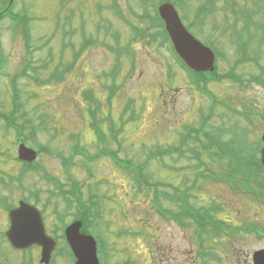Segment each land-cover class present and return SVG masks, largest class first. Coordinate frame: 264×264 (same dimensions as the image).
Listing matches in <instances>:
<instances>
[{
  "label": "rangeland",
  "instance_id": "obj_1",
  "mask_svg": "<svg viewBox=\"0 0 264 264\" xmlns=\"http://www.w3.org/2000/svg\"><path fill=\"white\" fill-rule=\"evenodd\" d=\"M208 1L175 5L185 25L218 57L219 78L209 79L210 93L191 81L197 78L168 45L134 38L131 25L142 26L138 0L12 1V12L27 22L30 41L21 23L0 21V116L12 113L17 96V124L27 117L32 123L18 134L0 119L2 264L26 261L2 237L9 210L24 199L37 203L49 224L60 214L70 221L74 210L95 220L91 233L108 242L101 247V264H253L254 251L264 248L255 231L264 229V204L225 181L199 175L222 173L218 156L202 150L201 144H209L204 136L187 141L181 155H158L161 148L179 145L185 129L199 127L204 117L205 131L222 142L236 137L241 144L243 134L256 148L264 132V86L257 81H264V0ZM202 8L213 10L202 14ZM240 46L250 60L240 62ZM71 64L61 80L37 82L56 79L51 75ZM20 140L39 152L31 167L18 161ZM191 148L202 150L201 160ZM80 150L100 156L90 161ZM108 151L132 162L128 167L135 173L145 163L144 182L153 187L104 156ZM166 183L172 189L161 185ZM155 184L191 210L192 227L180 229L166 220L173 204L163 197L157 209ZM54 260L69 264L57 253ZM39 263L36 256L31 260Z\"/></svg>",
  "mask_w": 264,
  "mask_h": 264
},
{
  "label": "trees",
  "instance_id": "obj_2",
  "mask_svg": "<svg viewBox=\"0 0 264 264\" xmlns=\"http://www.w3.org/2000/svg\"><path fill=\"white\" fill-rule=\"evenodd\" d=\"M169 1H173V0H169ZM213 1H215V0H213ZM138 2H140V4H142V8H143L142 14H137L138 18L142 22V26L141 27H134L133 25L130 24L134 30V38L142 37L145 39L146 38L150 39L151 41L159 40L161 44H167L169 42V38H168V35L166 34V31L164 29V23L161 20V18L159 17L157 10H156L159 1L158 0H138ZM176 2L182 3V0H176ZM150 6H152V8L154 10L153 13H151L149 10ZM208 9L210 11L213 10V8H208ZM208 9H206V10H208ZM12 10H13L12 4H10V0H7L5 7L0 8V21L3 18L9 17V18H12L15 22L21 23V25L23 27V32H24L25 37L29 43L30 39H29L28 27L26 24L27 22L20 19L23 17L18 15V14L17 15L14 14L12 12ZM206 10H204V8H202V11H200V13H202V14L208 13V12H205ZM84 45H85V43H84ZM169 46H171L170 42H169ZM239 49L241 52H242V50L244 51L243 46H240ZM0 50L3 51L1 44H0ZM80 51H82V49H80ZM239 60H240V62H246V61L250 60V58L247 57V55L244 51L243 57H241ZM178 61H179V64L184 69L189 71L190 74L192 73V75L197 78L196 81H194L193 79H191V81L193 83H195L199 87V89H201L202 91H204L206 93H210L207 90V83L209 82V79L211 78V76H213V78H216V77L219 78L218 74L216 73L218 70V66H216V69L214 72H199L198 73V72H194V71L190 70L185 65V63H183L179 58H178ZM72 66L73 65L71 64V66H69L64 71V73L61 71H55L51 75V77L56 78V79H48L47 78L46 80H41V81L37 79V82L38 83H47V82H51L54 80L59 81L64 77V74L67 71H69ZM200 77H203L205 80H201ZM236 80H238L239 82H242V80L239 78H236ZM257 81L259 84L264 86L263 80H257ZM21 105H22V103H20L17 96H15L14 97V107H13L12 113H10L8 115L0 116V119H3L6 122L7 126L13 127L18 132V134L19 133L23 134L24 132L26 133L27 129L30 126L27 124L32 123V120L27 117V118H25L24 123L17 124L16 114H17V111L20 110ZM244 115L247 118H249L248 117L249 114L244 113ZM249 121H250V119H249ZM31 130H32L31 134L32 133L35 134L34 128L32 129V127H31ZM197 131L198 130L195 128H190V129H188L186 134L189 135V138L191 140H194L195 139L194 133ZM211 135L212 134H210V133L208 134L209 145L207 144L208 145L207 146L205 144H202V148H203L202 150L204 152H207L210 154L212 153L211 155L215 154L218 156V158L220 160V166H221L222 173L214 174L211 171V172H209V174L206 175L203 171L199 175H202L208 179L216 178V179H219L220 181H225L236 192H240V193H244V194H251V195L255 196L257 199L264 201V168H263V166L260 162V159H259V145H260L261 141H258L257 142L258 146L256 148H254L252 144H248L246 142L243 134H240L243 141H244L241 144H239L236 137L231 138L228 141H225V142L221 141L218 143V138L212 137ZM197 149H199V148H194L192 150V152H198ZM199 150L202 151L201 149H199ZM213 150H215V151H213ZM166 151L168 152V149ZM111 154H112V157L114 160L120 161V159L116 156V154H114V153H111ZM161 154H162L161 151H158L159 156L164 155V154H162V155ZM225 160H227V163L221 165V162L225 161ZM122 162H123L124 167H128L129 164H133L132 162H128L125 160H122ZM125 163H127V166ZM202 163H205V162H202ZM119 164L121 165V162ZM144 166H145L144 164H142L141 166L139 165V167H138L139 172L134 173V174H136L137 180L140 182H141V180L139 179L140 177L143 178L144 180H148L147 177L144 176L143 171H142ZM127 169L133 172V170H131V167H128ZM148 184L150 186L152 185L151 183H148ZM205 211H202V212H205ZM195 216H196V214H195ZM80 218L85 219V216H82V217L80 216ZM201 219L203 220V218L200 217V220ZM209 231L211 232V229ZM212 235L213 236L218 235L217 231L214 230V233H212Z\"/></svg>",
  "mask_w": 264,
  "mask_h": 264
},
{
  "label": "water",
  "instance_id": "obj_3",
  "mask_svg": "<svg viewBox=\"0 0 264 264\" xmlns=\"http://www.w3.org/2000/svg\"><path fill=\"white\" fill-rule=\"evenodd\" d=\"M159 12L166 23V28L174 47L184 62L196 72L213 71L216 56L214 51L192 35L183 25L180 16L172 3L160 5ZM264 141V134L262 136ZM22 160L34 161L37 152L24 143L19 147ZM261 161L264 165V146L261 150ZM11 227L7 233L12 245L16 248H27L34 244L42 247L41 262L48 264L56 244L46 234L41 212L33 205L22 201L20 206L10 213ZM81 222H75L67 229L70 246L73 249L76 264H99L97 244L93 236L80 233ZM254 264H264V249L253 255Z\"/></svg>",
  "mask_w": 264,
  "mask_h": 264
},
{
  "label": "flooded vegetation",
  "instance_id": "obj_4",
  "mask_svg": "<svg viewBox=\"0 0 264 264\" xmlns=\"http://www.w3.org/2000/svg\"><path fill=\"white\" fill-rule=\"evenodd\" d=\"M21 142L22 141L20 140V143ZM20 143H19V145H20ZM20 201L21 200H19L18 203L13 205L11 207V209L9 210V212L7 214V227L5 228V231H3L4 234L2 233V237L5 238L3 240L6 242V244H9L11 246V249L13 251L15 250L17 253H18V251H23L26 254V258H25L26 261L23 262L21 260L20 264H31V260L33 262V259L35 258V256L37 258H39V261H40L42 248L40 246H38V245H34V246H32L31 248H28V249H17V248H14L11 245L12 243L9 241V239L7 237V231H8V229L11 226V219H10L9 213H10V211L13 208H16V207L19 206ZM25 201H28V200H25ZM168 201L173 204V207H172V209H170V210L167 209L165 211L166 214H164V216L166 217V220L168 221L170 219V222L175 223V224L178 223L181 226L180 229H184L185 230L187 228L192 227L191 210L189 211V209H187V208L183 209V204L182 203L176 204L172 197H171V200L168 199ZM33 205L38 207L37 203H34ZM175 206L178 207V210H177V208H175ZM156 207H157V209H159L161 211L160 201H158V203L156 202ZM39 210H40V208H39ZM163 211L164 210H162V212ZM40 212H41V215H42V221H43L46 233L50 237H52V239L55 241V244H57L56 245V249H55V251L52 254V259H51L50 264H58V262L56 260H54V255L56 253L59 256L67 257L68 261H69V264H75V260L72 257V252H71L70 247L68 245L69 243H68V240H67V237H66V229L74 221L81 219L79 211L78 210H74V212L72 213V219L70 221H68V222L65 220V216L60 214L59 219H56L57 221L55 223H50V224H49V221L46 218V215H45L44 211L40 210ZM168 213H169V215H168ZM95 224L96 223L94 221L93 222H91V221L88 222L86 219L83 220V225H82V228H81V232H83L85 234H90V231L95 226ZM253 226H255V225H250V229L251 230L254 229ZM255 231H257V233L259 234L260 238L264 239V229L256 227ZM0 243L2 244L1 240H0ZM31 244H39V243H31ZM97 244H108V242H107V240L103 241V242L102 241L101 242L97 241ZM38 255H39V257H38ZM72 258H73L74 261H72ZM252 262H253V260H252ZM0 264H2L1 261H0Z\"/></svg>",
  "mask_w": 264,
  "mask_h": 264
}]
</instances>
